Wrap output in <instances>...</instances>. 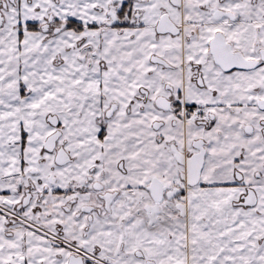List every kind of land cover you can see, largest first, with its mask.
Returning a JSON list of instances; mask_svg holds the SVG:
<instances>
[{
    "label": "snow or ice",
    "instance_id": "snow-or-ice-1",
    "mask_svg": "<svg viewBox=\"0 0 264 264\" xmlns=\"http://www.w3.org/2000/svg\"><path fill=\"white\" fill-rule=\"evenodd\" d=\"M0 264H264V0H0Z\"/></svg>",
    "mask_w": 264,
    "mask_h": 264
}]
</instances>
